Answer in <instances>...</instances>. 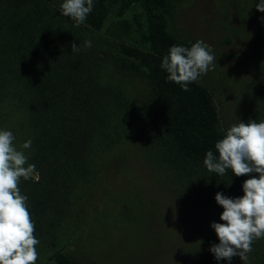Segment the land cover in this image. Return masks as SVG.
<instances>
[{
  "label": "rangeland",
  "instance_id": "1",
  "mask_svg": "<svg viewBox=\"0 0 264 264\" xmlns=\"http://www.w3.org/2000/svg\"><path fill=\"white\" fill-rule=\"evenodd\" d=\"M258 2L172 0L166 19L167 33L180 45L203 40L217 57L214 70L194 83L207 93L222 136L239 121L264 120ZM134 10L143 21L141 9ZM135 40L128 21L111 18L85 36L90 48L82 44L110 97L109 115L96 123V171L72 186L46 171L20 182L40 241L37 264H56V254L70 264H264V239L253 243L246 262L239 256L217 261L209 251L219 243L211 223H222L216 193L242 196L249 177L234 182L178 150L163 129L161 93L130 56L150 51Z\"/></svg>",
  "mask_w": 264,
  "mask_h": 264
},
{
  "label": "trees",
  "instance_id": "2",
  "mask_svg": "<svg viewBox=\"0 0 264 264\" xmlns=\"http://www.w3.org/2000/svg\"><path fill=\"white\" fill-rule=\"evenodd\" d=\"M61 3L0 0V129L13 132L18 149L31 139L25 152L40 176L46 171L56 183L60 179L72 186L86 172L96 171V123L109 115L110 97L95 74V58L89 59L82 44L111 18L128 21L135 44L149 48L129 53L161 93L163 129L178 150L201 163L207 151L216 154L214 145L222 135L207 93L195 83L190 91L182 90L160 67L169 48L180 45L165 28L172 0H94L92 12L78 27L61 14ZM135 7L141 9L143 21ZM73 43L79 52L72 51ZM226 173L239 181L231 170ZM55 263L70 264L59 254Z\"/></svg>",
  "mask_w": 264,
  "mask_h": 264
},
{
  "label": "clouds",
  "instance_id": "3",
  "mask_svg": "<svg viewBox=\"0 0 264 264\" xmlns=\"http://www.w3.org/2000/svg\"><path fill=\"white\" fill-rule=\"evenodd\" d=\"M93 7L94 0H62L60 12L78 27ZM255 7L264 13V0H259ZM84 47L90 48L91 41H85ZM71 48L73 52L80 51L75 43ZM216 61L211 46L197 40L190 47L171 46L160 67L167 73L168 81L190 91L189 85L214 70ZM15 140L12 131L0 129V264H37L40 241L34 235L35 222L28 197L19 187L22 179L28 180L36 173V166L29 163L25 152L31 148L32 141L23 142L18 149ZM214 148L216 154L209 150L203 160L209 172L223 176L231 170L236 177L249 178L243 181L242 196L216 193L215 201L223 208L222 223H211L219 243L213 244L209 251L217 261L230 262L239 256L246 262L253 243L264 239V120L232 124Z\"/></svg>",
  "mask_w": 264,
  "mask_h": 264
}]
</instances>
